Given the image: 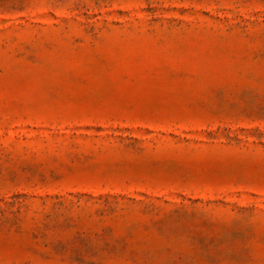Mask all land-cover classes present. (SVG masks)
<instances>
[{"label":"rangeland","instance_id":"rangeland-1","mask_svg":"<svg viewBox=\"0 0 264 264\" xmlns=\"http://www.w3.org/2000/svg\"><path fill=\"white\" fill-rule=\"evenodd\" d=\"M0 264H264V0H0Z\"/></svg>","mask_w":264,"mask_h":264}]
</instances>
